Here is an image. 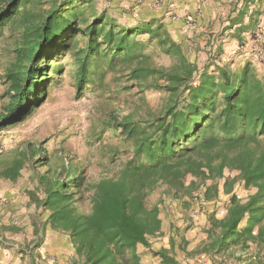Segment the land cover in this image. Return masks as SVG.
I'll use <instances>...</instances> for the list:
<instances>
[{"label": "trees", "instance_id": "obj_1", "mask_svg": "<svg viewBox=\"0 0 264 264\" xmlns=\"http://www.w3.org/2000/svg\"><path fill=\"white\" fill-rule=\"evenodd\" d=\"M95 3L0 0V54L9 55L0 73V131L29 117L66 71L78 97L113 86L134 95L98 118L118 142L99 147L106 162L96 171L68 150L24 141L0 151V179L32 172L29 202L45 214L41 229L67 237L70 264H145V253L181 264L174 250L187 251L185 230L167 223L162 208L168 201L201 210L196 194L209 200L219 186L228 195L225 214L208 215L202 250L264 249V72L251 61L235 68L219 61L214 36L209 63L199 65L188 53L190 45L200 53L195 40L175 39L161 19L131 22ZM246 30L241 24L232 37L242 44ZM149 45L169 64H157ZM144 91L160 94L155 106ZM166 231L169 247L154 250Z\"/></svg>", "mask_w": 264, "mask_h": 264}, {"label": "rangeland", "instance_id": "obj_2", "mask_svg": "<svg viewBox=\"0 0 264 264\" xmlns=\"http://www.w3.org/2000/svg\"><path fill=\"white\" fill-rule=\"evenodd\" d=\"M111 1L112 0H96L95 4L98 9H110L108 6ZM132 9L131 7L129 8L128 12L130 15H132L134 11V9L133 11ZM125 19L131 21L128 18V15ZM171 29L172 31L175 30V32L173 31L174 38L180 39L183 35L182 32L180 33L182 30H180L178 26L172 27ZM262 29V38H264V28ZM256 31L257 30H255V32ZM255 32H253V34L250 32L248 34V40L245 39L242 44L236 42L232 36L228 37L227 40H224L225 37H223L221 33L218 34L215 38L218 39V43L221 44L223 49L220 54L219 61L228 63L233 68L238 65H242L245 61H251L259 72H264V52H259V48H264V45L259 47V44L255 45V43H253L252 40ZM245 35L246 34H244V37ZM185 37H189L191 40H196L191 43H196V45L200 48V53H198V51L195 53L193 46L190 45V47H192L188 52L190 57L192 59L197 57L199 65L209 63V59L207 57L208 47L204 43L203 39H196L194 35ZM2 51L3 52L0 54V73L3 71V65L9 59V55L6 50ZM146 52L152 55L153 60L157 64H169V57L160 53L158 50L153 49L151 45L146 48ZM0 89L2 90V88ZM134 92L135 90H130V93ZM143 94H145V99L148 101L150 106H155L160 99V94L158 92L144 91ZM131 97H134V95L129 94L128 90L122 88L118 89L117 86H113L110 91L87 89L83 92V94H81V96L78 97L69 73L64 71L63 79L59 83H56L52 90L48 91L46 100L39 107H37L29 117L0 131V151L16 148L24 141H43L42 143L45 142L44 148L47 149L48 152L60 151L63 149L66 151L68 150L72 155H75L78 160L86 161L90 167L98 171L105 166L106 162L105 157L99 154V147L103 144L110 145L118 142V138L116 136L101 128L98 118L101 115L103 116V114H105V112L109 109L117 106L125 107L129 105ZM34 183L35 178L32 172L26 168L23 169L21 176L15 182H8L0 179V190L3 188H13L18 193V200H16L23 205L26 201L28 202L27 191L33 190ZM3 193L4 195L0 196V198H4L8 204L9 196L5 193V191ZM238 193L240 195L244 194V192L241 191ZM151 197L152 199H156L158 197V193H153ZM223 199L224 195L222 194L220 202H223ZM4 204L6 205V203ZM29 204L31 203L28 202L26 206L24 205L25 211H29ZM162 210L163 212L161 217L167 223L170 222L173 224L174 228L178 227L180 233H182V229H184V233L188 235V238L193 239V241L187 240L186 248L188 250L193 248L199 249L201 245L196 246L194 240L196 239V236L204 233V229L202 228L203 224H194L193 222L188 223L190 222L189 219L184 216L185 211L188 209L178 208L177 210V205L174 203H168V201L165 202ZM44 217L45 214H41L39 218L43 219ZM16 219L19 218H16L15 216V220ZM15 220L14 217H10L11 222H15ZM12 225L15 226L13 223ZM186 226L187 228L185 229ZM23 233L25 234V232ZM167 235L168 232L166 231V235L164 237L157 241H153L152 247L154 250L158 249L162 245L169 247ZM175 241L176 243H179L178 239H175ZM183 254L184 252L175 247V256L179 259L182 258L185 264H188V261L185 259L186 257L182 256ZM143 258L148 261L147 264H158L156 259L148 253H145Z\"/></svg>", "mask_w": 264, "mask_h": 264}, {"label": "crops", "instance_id": "obj_3", "mask_svg": "<svg viewBox=\"0 0 264 264\" xmlns=\"http://www.w3.org/2000/svg\"><path fill=\"white\" fill-rule=\"evenodd\" d=\"M155 1L159 3L154 4ZM108 7L119 18L128 15L131 22L138 19H161L167 25L178 26L182 30L180 39L194 35L196 39H203L205 44L212 43L210 37H216L220 33L225 37L224 40H227L241 24L247 27L243 32L246 34V40L250 32L260 28L263 31L264 28V0H112ZM130 7H134L132 15L128 12ZM239 17L241 20L236 21ZM4 191L9 196V202L0 205V264H70L72 251L67 237L49 227L41 229L39 222L42 223L45 217L39 218L40 210L29 204V211H25L24 207L29 198L28 202L22 205L17 201L16 190L3 188L0 190V196L4 195ZM222 194L224 199L220 202ZM227 196L219 186L217 196L207 200L205 212L200 211L194 203L185 211L184 216L190 221H187L188 223L203 224L204 229V233L196 236L194 240L196 246L201 245L200 248L187 249L182 255L186 257L188 264H264V249L260 248L245 252L238 249L211 253L202 250L207 241V217L212 213L218 218L224 216ZM15 216L19 219L15 220ZM10 217H14L15 222H11ZM184 238L193 241L187 234H184ZM175 239L179 240V237L175 236ZM176 258L181 264H185L182 258ZM144 261L145 264L148 263Z\"/></svg>", "mask_w": 264, "mask_h": 264}, {"label": "built area", "instance_id": "obj_4", "mask_svg": "<svg viewBox=\"0 0 264 264\" xmlns=\"http://www.w3.org/2000/svg\"><path fill=\"white\" fill-rule=\"evenodd\" d=\"M107 1H109V0H107ZM154 3L158 4L159 2L155 1ZM107 6H108V4H107ZM262 37H263V31L261 29H258L254 34V38L252 40L253 43H255V45L259 44ZM196 195H197V201L199 203L201 210H205L207 200L201 195H198V194H196ZM4 203H7V201L4 198H0V205H5Z\"/></svg>", "mask_w": 264, "mask_h": 264}]
</instances>
